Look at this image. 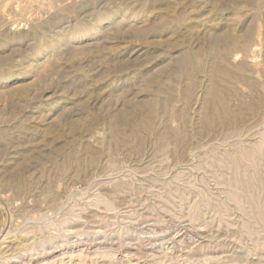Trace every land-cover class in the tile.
Instances as JSON below:
<instances>
[{
  "label": "rangeland",
  "instance_id": "rangeland-1",
  "mask_svg": "<svg viewBox=\"0 0 264 264\" xmlns=\"http://www.w3.org/2000/svg\"><path fill=\"white\" fill-rule=\"evenodd\" d=\"M263 239L264 0H0V264Z\"/></svg>",
  "mask_w": 264,
  "mask_h": 264
},
{
  "label": "bare ground",
  "instance_id": "bare-ground-1",
  "mask_svg": "<svg viewBox=\"0 0 264 264\" xmlns=\"http://www.w3.org/2000/svg\"><path fill=\"white\" fill-rule=\"evenodd\" d=\"M262 143V142H261ZM255 153V152H254ZM109 205V204H108ZM62 217V216H61ZM100 230H97V232H99ZM101 232V231H100ZM264 240V239H263ZM120 245V244H119ZM120 247H121V245H120ZM136 247V246H135ZM70 248V247H69ZM87 249V248H86ZM90 249V248H89ZM82 251V250H81ZM85 251V250H84ZM41 252V251H40ZM79 255V254H78ZM71 258V257H70ZM78 258V257H77ZM79 258H80V256H79ZM130 259V258H129ZM32 260V259H31ZM71 260V259H70ZM82 261V260H81ZM80 261V262H81ZM131 261V260H130ZM79 262V263H80ZM84 261H82V263H83ZM54 263V262H53ZM85 263V262H84ZM135 263V262H134ZM137 263V262H136ZM76 264V263H75Z\"/></svg>",
  "mask_w": 264,
  "mask_h": 264
}]
</instances>
